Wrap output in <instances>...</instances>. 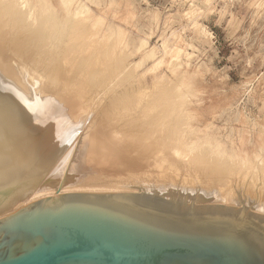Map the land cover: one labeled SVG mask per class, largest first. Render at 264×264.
<instances>
[{
  "label": "bare ground",
  "instance_id": "6f19581e",
  "mask_svg": "<svg viewBox=\"0 0 264 264\" xmlns=\"http://www.w3.org/2000/svg\"><path fill=\"white\" fill-rule=\"evenodd\" d=\"M61 2L70 22L75 21L73 19L76 17L89 16L90 10L84 3L73 12L74 0ZM45 6L43 0H0V145L4 161L13 183L47 175L34 191L1 206L0 219L6 214L18 212L33 201L69 193L136 194L129 187L134 182L140 186L143 184V188L144 184L152 185L148 186L145 195L154 196L151 194L157 190L159 195L155 197L158 199L169 202L171 195L178 199V195L170 190L171 186L160 185H170L174 183L173 179H164L154 173V178L142 177L146 173L152 175V170H159L166 162L174 164L170 155L176 161L181 159L178 163L185 168L197 161L199 170L210 175L208 196L196 198V202L202 203L200 206L241 209L243 204L249 213L264 217V213L255 205L245 207L244 203L240 205L235 199L240 185H244V192L251 196L256 193L253 191L254 184L260 182L263 186L264 162L259 171H255L257 165L254 164L247 170L243 166V170H246L243 173L236 166L240 167L241 164H236L235 158L221 151L219 146L213 149L209 144L198 145L188 138V134H180L184 131L185 121H189L185 115V120L183 116L179 117L183 123V129L179 128L182 132L178 130L179 135L174 133L176 137L172 139L173 134L170 132L174 130L170 128L174 127L173 121H176L177 116L167 113L166 108L165 111L161 109L163 102L159 98L154 99L153 90L144 89L145 93H135L136 97L129 94L132 98L123 96L125 100L116 98L112 109L118 111L107 113L106 110L103 113V116L108 115L106 120L114 116L107 123L103 120L105 117L98 118L99 113L94 111L98 107L97 98H79V101L91 105L90 110L83 113L66 112L69 99L65 97L66 85L77 77L71 76L68 82L63 81L61 86L58 85L61 76L59 71L63 65L61 60L66 58L85 64L91 61L90 47L95 41H89L87 33L93 34L96 30L87 31L83 19L88 18L82 17L79 19L84 21L86 28L79 27V20V23L75 21L78 25L73 22L68 27L66 18L64 22L67 23V29L64 27L66 23L58 18L56 10ZM90 37L93 38V35ZM112 46L105 58L94 67L101 64L102 69L109 72L106 75L112 72L115 80L125 76L131 78L135 67L127 64L130 53L125 52L126 48L120 52L115 45ZM155 50L158 49H152L146 57L153 58ZM92 68L93 65L90 70ZM148 90L152 94L146 92ZM188 121L186 126L189 125ZM136 131L140 132L135 135ZM171 141L182 145L180 148L183 147V151L176 148V144L173 146ZM191 156L194 158L190 160ZM261 189L264 191L263 187ZM179 199H186L189 205L193 200L186 197Z\"/></svg>",
  "mask_w": 264,
  "mask_h": 264
},
{
  "label": "rangeland",
  "instance_id": "374dc122",
  "mask_svg": "<svg viewBox=\"0 0 264 264\" xmlns=\"http://www.w3.org/2000/svg\"><path fill=\"white\" fill-rule=\"evenodd\" d=\"M59 1L62 0H43L45 7L56 10L63 23H66V18L68 25L79 23L77 20L80 21L81 17L88 18L83 20L89 29L83 25L82 19L79 27L87 31L96 30H92L96 36L94 32H86L89 41H95L90 47L91 61L85 64L66 58L61 60L63 65L59 71L58 85L61 86L63 81L68 82L71 76L77 77L66 85L65 97L69 98L66 112L83 113L90 110L91 105L79 101V98H97L98 107L94 111L99 113L98 118L105 117L103 120L107 123L114 116L111 114L112 117L106 120L108 115L103 116V113L106 110L107 113L118 111L112 109L117 99L136 97L134 94H140L144 89L153 90V94L150 92L154 99L159 98L163 102L161 109L177 116L174 117V127L170 128L174 130L170 132L172 139L176 137L174 133L182 132L179 128L183 123L179 117L183 116L185 120L187 116L189 125L186 126L185 121L183 127L184 131L189 130L180 134H188V138L198 145L209 144L213 149L219 146L221 151L235 158L236 164H241V168L235 165L243 173L253 164L257 165L255 171L261 170L264 162V0H74L73 12L83 3L90 10L88 17L74 18L76 23L69 21V15ZM66 26L67 23L64 24ZM112 45L120 52L127 49L125 52L130 53L127 64L135 67L132 71L134 74L131 73L133 79L125 76L123 78L126 80L121 78L120 82L114 79L112 72L106 75L109 72L102 69L101 64L94 67L105 58ZM152 49H158L155 50L156 55L146 57ZM139 132L136 131L135 135ZM171 142L173 146L176 144L175 141ZM178 145L176 148L183 151V147L180 148L182 145ZM170 156L174 164L166 162L159 170H152V175L146 173L142 177L154 178V174H158L164 179H173L174 183L170 185H160L171 186L170 190L179 197L193 199L191 204L196 197L202 199L208 196L211 186L207 183L211 177L199 170L198 162L185 168L178 163L181 159L176 161L174 156ZM243 166L246 170H243ZM261 185L260 182L254 184L253 191L256 193L252 196L244 192V185H240L235 199L244 203L245 207L255 205L264 213V191L261 189H264V183ZM139 186L136 182L129 185L136 194H147L148 186L152 185ZM256 187L259 190L256 191ZM154 192L149 194L158 197L157 190Z\"/></svg>",
  "mask_w": 264,
  "mask_h": 264
},
{
  "label": "water",
  "instance_id": "95a60500",
  "mask_svg": "<svg viewBox=\"0 0 264 264\" xmlns=\"http://www.w3.org/2000/svg\"><path fill=\"white\" fill-rule=\"evenodd\" d=\"M46 176L13 183L0 145V207ZM170 197L69 193L38 200L0 219V264H264V217L243 204L195 206L202 203Z\"/></svg>",
  "mask_w": 264,
  "mask_h": 264
}]
</instances>
